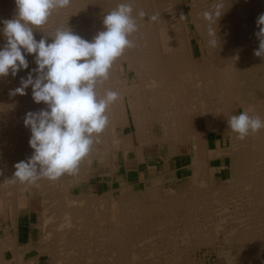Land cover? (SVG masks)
Here are the masks:
<instances>
[{"label": "bare ground", "instance_id": "6f19581e", "mask_svg": "<svg viewBox=\"0 0 264 264\" xmlns=\"http://www.w3.org/2000/svg\"><path fill=\"white\" fill-rule=\"evenodd\" d=\"M87 1H73L78 13L76 15L79 17L78 22L75 20L77 23L73 21L77 26L74 25L73 29L74 33L84 39L91 37L89 40L91 41L99 31L104 30L102 22L104 15L123 0H89V5L94 6V8L90 7L92 10L88 7ZM128 2L134 8L138 24V31L130 37L135 41L136 46L126 49L116 61L117 68L123 72L124 69L131 71L134 80L124 85V80L128 79L126 75L127 78L118 81V86L115 82L116 86L114 84L113 88L110 78L103 85L98 86L101 95L105 90L110 89L117 91L121 97L107 110L109 124L100 134L99 142L94 143L90 154L74 173L64 174L55 181L41 178L35 184H25L14 182L11 178L15 172L14 165L26 160L34 151L27 141L31 131L24 127L20 139L17 140L16 136L15 138L12 136L11 140L9 137L10 144L0 150V172L3 173L0 175V213L7 211L12 226L16 227L20 205L27 204L30 208L42 209L39 211V218L43 221L44 232L49 234L50 241L48 245L44 243L43 246H48L50 264H82V259L100 261L93 262L94 264H102L103 261L107 264L130 263V256H136L138 254L136 251H139L133 248L135 241L129 239L130 230L132 227L142 229L144 226L152 228L158 226L161 228L159 235L168 236L163 242L156 240L147 243L150 245L146 250L144 248V256L147 253L157 255L147 264H180V253L185 249L179 247L182 242L181 236L185 237L183 239L187 242L191 241L195 243L194 245H198L199 241L207 242L218 237L219 234H222L223 239L229 243L230 236L236 238L238 242L237 244L233 240L236 246L221 247L229 254L225 257L227 264H264V208H262L264 205H261L259 211L257 208L250 211L251 218L236 225L239 229L235 226L219 228L220 221L225 219L223 216L225 213L221 211L229 204L234 207V212H239L241 204L264 203V129L241 140L228 128L226 122L234 115L232 110L236 111L239 107L242 111L247 110L250 114H258L264 119V58L253 54L259 46V40L255 35L259 31L256 20L264 13V0H222L224 13L218 19L216 26L219 37L217 48L211 47L208 43L210 39L208 25L202 13L212 10L218 0H128ZM186 6H188L187 12H185ZM141 10L146 13L144 18L138 15ZM1 12L10 19L14 18L15 0H0ZM153 15H157L155 21L150 19ZM77 16L74 19L78 18ZM188 19L191 24L188 23ZM89 20L92 22L90 28L94 30L99 28L90 36L89 23H87ZM66 24L68 23L58 25L67 27ZM59 26L56 25L57 28ZM41 29L34 31L37 40L48 35L47 30ZM189 29H193L198 36L197 54L193 51ZM49 39L51 42L50 37ZM5 43L3 33L0 32V48ZM25 55L26 59L30 57L33 59H30L33 64L29 66V71H24L27 76L36 68V64L34 54ZM19 72L15 77L11 74L0 77L1 80L4 79L1 86L5 84L6 79L13 81L20 79L23 75ZM12 80L9 87L13 89L19 87L16 84L15 88ZM0 100L3 101L1 98ZM4 105V102L1 103L0 108ZM113 122L119 123L120 129L132 123L138 146L133 143L132 132H127L120 138L115 137ZM154 126H158L160 131L158 137L152 132ZM223 130H226L225 134ZM210 132H221L225 136L228 135L231 140L230 143L228 142L229 148L226 152L231 154L230 176L227 177L226 182L222 181L216 186L212 183L211 165L208 164L211 157V150L207 146ZM156 140L159 142L158 150L163 153L164 158H168L171 154L190 155L188 164L190 188L180 191L176 188V192L165 194L160 185L151 184L140 193L137 191V194L117 199L115 201L117 204L113 203L116 204L114 207L106 202L110 200L109 192V194L102 192L95 198H90L88 192L84 193L80 187L74 192L76 181L83 178L84 171L107 168L114 174L118 169V163L116 165L114 162L118 161L120 151H122L120 155L127 163V153L130 150L137 152L143 145ZM121 142L128 143L127 147H121ZM182 144L187 145L186 151L181 150ZM220 151L222 150H216V154H220ZM246 187L249 188L248 191H244L243 188ZM65 188L68 192L62 193V189ZM212 188L215 190L212 191ZM240 188L243 189L242 192ZM233 189L239 191L234 192ZM36 195L40 196L39 200L34 198ZM232 197L236 199L232 200ZM80 201L84 202L81 206ZM46 209L49 211L46 212ZM217 212L219 214H216ZM247 213L249 212L245 214ZM208 218L216 219L214 230L208 231L204 224L199 223L200 220L204 221ZM179 221L182 222L180 225ZM121 223H124V226H121ZM171 228L174 230L166 233ZM1 234L0 264L8 262L5 256L6 250L11 253L10 260L21 263L22 255L30 248L31 241L21 246L18 241L19 235H15L16 233L7 236ZM22 264H35V258Z\"/></svg>", "mask_w": 264, "mask_h": 264}, {"label": "clouds", "instance_id": "9594fccd", "mask_svg": "<svg viewBox=\"0 0 264 264\" xmlns=\"http://www.w3.org/2000/svg\"><path fill=\"white\" fill-rule=\"evenodd\" d=\"M15 4L14 18L0 21V32L6 40L0 48V77H15L28 69L25 54H34L37 67L26 78L21 77L20 87L12 94L25 95L31 86L34 102H43L46 107L25 114L24 125L31 131L29 145L34 151L14 165L11 179L25 184H35L41 178L55 181L77 171L108 126L107 110L121 97L110 89L101 95L98 86L109 79L110 70L125 50L136 46L130 37L138 31L137 19L132 4L123 0L104 15V30L91 41L68 25L37 40L34 31L44 26L54 11L68 7L70 0H15ZM223 9L222 0H218L212 10L202 13L208 25V43L213 48L219 47L216 26ZM138 15L144 18L146 13L141 10ZM150 19L155 21L157 15ZM256 24L259 46L253 54L264 58V13ZM226 122L241 140L264 129V119L247 110L230 116Z\"/></svg>", "mask_w": 264, "mask_h": 264}, {"label": "rangeland", "instance_id": "374dc122", "mask_svg": "<svg viewBox=\"0 0 264 264\" xmlns=\"http://www.w3.org/2000/svg\"><path fill=\"white\" fill-rule=\"evenodd\" d=\"M73 1L75 2V0H70L71 3H70V5L68 7L64 8V9H60V11L59 10L54 11L53 12L54 15L52 14L51 17L49 18L48 22L44 26L41 27L43 30L44 29H45V31L47 30L46 32L48 33V35L49 34L52 35V33L55 32L54 29H58L57 27L59 26L58 25L59 23H61V24L62 23H66V22L68 24L71 23V25L70 24L69 25L66 24V25H68L69 27L72 26L71 29H73L74 25L79 21V17L76 15L78 13H77V11L75 9ZM72 2H73V4H72ZM87 2H88L87 4H88L89 8L90 7L94 8V6H92L91 4H90L91 6L89 5V3H90L89 0ZM72 8L75 9V11ZM92 8H90V9L92 10ZM187 11H188V6L185 7V12H187ZM71 13H73V14H71ZM75 15L78 18L74 19V17H76ZM56 18L59 19V20H57ZM7 19H10L8 17V15L6 16V14L1 12L0 13V21L7 20ZM55 19H56V21H55ZM69 19L71 21H69ZM73 21H75L76 23L73 22ZM52 23H54V24L57 23L56 24L57 27H56V25H53ZM87 23H89V26H88V30H90V31H88V32H90V33H88L89 36L91 34L92 35L95 34V32L99 28L98 29L96 28L95 30L93 28H90V26H91L90 24L92 23L90 20ZM188 23L191 24L189 19H188ZM63 25H61V26H63ZM53 26L55 28H53ZM0 27H2V24H0ZM64 27H66V26H63V27L59 26V28H64ZM75 27H77V26L75 25ZM52 29H53V32H52ZM73 31H74V29H73ZM188 33H190L189 37H190V39L192 41L193 51H194L195 54H197V52H198V42H197L198 36H197V34L195 33V31L193 29H189ZM87 38H88L87 40H90L91 37H87ZM49 41H50V39H49ZM30 59H32V58L30 57L27 60H29V66L31 67L32 64H33L32 63L33 59L31 60L32 62H30ZM117 66H118L117 65V61H115L114 65L112 67L113 70L112 69L110 70V75L112 77L109 76L110 80L109 79L108 80L110 81V83L111 82L113 83V84L111 83V85H112L111 88H113V85L115 84V82L117 84V82L120 81L121 79L127 78L126 75L128 76V79L124 80L125 81V82H123L124 85H125V83H132L133 80H134L133 77H132L133 74H132L131 71H126V69H124V72H123V71H121V69H118ZM27 70L29 71V68L26 69V70H23L22 72H19V73H22V75H23L21 77H27L24 74V73H26L24 71H27ZM30 70H31V68H30ZM21 77H20V79H17V80H21ZM3 80L0 79V82H1L0 86L2 85ZM11 80L6 79L5 80V84H3V86L0 87V98L3 99V101L0 100V104L3 103V102L5 103V105H4L5 107L2 106L0 108V134H2V135H0L1 136L0 137V150L1 149L3 150L4 147L8 146L10 144V142H9L10 139L12 140L13 137L15 138V136H16L17 140L22 137V135H23L22 133H23L24 127H25V125H24V117H25V114L27 112H29V111H38V110H40L42 108H45V106L43 105V102H42V104L41 103L40 104L34 103V100L32 98V92H31L32 88H31V86H29V88L26 89V94L25 95L15 94L13 96L12 92H13L14 89H13V87H9V83H10ZM17 80H15V79H14V81L12 80L15 83L14 86L17 84L20 87V84H19L20 82L18 83ZM7 81H9V82H7ZM122 81H121V83H122ZM116 84L114 86H116ZM5 86H6V88H4ZM16 86H15V88H16ZM117 86H118V84H117ZM11 88H12V90H11ZM3 89H5V90H3ZM3 97H5V98H3ZM6 104H8V106ZM40 105H42V107H40ZM240 112H242V108L241 107L237 108L236 111L232 110V113L234 115H235V113L239 114ZM4 115H7V117L8 116L9 117L8 118L4 117ZM15 118L17 120H15ZM2 119H4V120H2ZM1 120H2V122H1ZM13 120H15V122ZM130 120H131V117H130ZM118 124L119 123H115V122L112 123V129L114 130L115 137H119L120 138V137L123 136V134H127V132L128 133L132 132V134H133V143L138 146L137 140L135 138L134 127H133L132 123H130L129 125H126L125 127L121 128V129H120L121 125L120 124L118 125ZM1 125H3L4 127L1 126ZM154 127H152V132L155 135H157V137H158L160 131L158 129V126H156L155 128ZM2 129H4V130H2ZM3 131H5V132H3ZM225 132H226V130H223V134H225ZM30 133H29V136H28L29 139H30V136H31ZM19 135H21V136H19ZM9 137H10V139H9ZM28 137H27V141L29 142ZM6 138H7V140H6ZM228 142L230 143L231 140H230L229 136L226 135V139H225L226 146H225V148L222 151H220L221 153H226L228 151V148H229V143ZM127 144L128 143H122L121 142L120 146L121 147H127ZM158 144H159V142L156 140L154 142L147 143L146 145H143V146L141 145L142 147H140L139 150H137V152L135 150H130L127 153V156H128L127 163H125L123 156H121L122 155V151H120L121 153L120 152L118 153V157H119L118 161L114 162V164H116V165L118 163V169L115 170L114 174H112V172L110 170H108L107 168H106V170H103V169L102 170L101 169L98 170V169L93 168L90 171L89 170L84 171L83 178L81 180H77L76 181V185H75V187L73 189L74 192H77L79 187H80L84 191V193L88 192V196H90V198H95V197L98 196V194L100 196L102 192H103V194H105L106 192L107 193L109 192L110 194L109 193L108 194L111 195L110 196V200L108 199L106 202L108 203L109 206L111 205L112 207H114L117 204L115 202V201H117V199L123 198L125 196L130 195V194H135V193L137 194L138 192L140 193L142 190L145 189V187L151 186V184L152 185H154V184L160 185L162 192L165 193V194L176 192L175 191L176 188H177L178 191L185 190L186 188H190L191 187V179L189 180V169H185L183 173H181V172L178 173L176 170H173V167L176 166L175 164H178V159H179L178 155H180V154H176V155L175 154H171L168 158H164V156L162 155L163 153L159 152V150H158L159 149V145ZM181 148H182L181 149L182 151H186L187 150V145L182 144ZM4 152L5 151H3V153ZM215 153H216V151H213V150L210 151V155L211 156L213 154H215ZM188 155L189 154H186V156H185V153H183V154L180 155V157L182 156L183 158L186 157V159H188L190 157ZM227 155H228V157H227L228 164H227V168H226L227 176L224 178V182H226L228 180L227 177L230 176L229 174H230V168H231V156H230L231 154H227ZM168 160H170V162L172 161V164L170 166H167L166 162ZM136 162H138V163H136ZM95 165L96 164H94L93 167H95ZM228 171H229V173H228ZM184 173H185V175H184L185 177H183V175H182ZM66 174H69V173H66ZM141 174L146 175V178L139 179L138 175H141ZM125 179H126V181H125ZM145 179H147V180H145ZM179 181H183V182L180 183ZM214 185L216 186L217 184H214ZM121 186H122V188H121ZM213 188H212V191L215 190ZM247 188L248 187L243 188L244 191H246V190L248 191L249 188L248 189ZM238 189L237 190L233 189L232 191H234V192L239 191ZM243 189L240 188L241 192H242ZM61 192L62 193L68 192V190L65 188V189H62ZM95 194H97V195H95ZM93 195H95V196H93ZM34 198L36 200H39L40 196L36 195V196H34ZM233 198L236 199L235 197H232V200H233ZM103 201H104L103 203H105V200H103ZM110 201H113V202L110 203ZM79 203H80V206H81V205H83L84 202L80 201ZM79 203H77V204H79ZM113 203H116V204L113 205ZM257 204L260 205V206H258ZM98 205H100V206L102 205L103 206L104 204H98ZM252 205H254V207ZM261 205H264V203L257 202L255 204H249V202H247V203L241 204L239 212H237V211L234 212L233 211L234 207L229 204L228 207H227L228 209L225 207L223 209V211H221V213L222 212L225 213L224 215L222 214L225 217V219L223 218L224 220L220 221L219 228H223L224 227V229H226L225 227L230 228L231 226H235V228L239 229L236 225H240L242 222L248 221L249 218H251L250 211L254 210V208H257V211H259V209H261L260 207H262ZM36 206L37 205H35V207ZM251 206L253 207V209L251 208ZM249 208H250V210H249ZM262 208H264V207H262ZM246 209H248V210H246ZM41 210H42L41 208L40 209H38V208H30L29 206H27V204L20 205L19 210H18V219H17V226L16 227L12 226L11 218H10V215H9V213L7 211H4V212L0 213V234L2 233L1 235H6L7 236L9 234L11 235V234H15L16 233L15 235H17V236L19 235L18 236V241H19L21 246H25V245L29 244L30 241H31L30 248L27 249L22 255L21 263H15L12 260H10L9 258H11V253H10L9 250H6L5 251V256H6L7 261H8L7 264H22V263H24V261H27V260H29L31 258H35V264H50V259L51 258H50V255L48 254L49 253L48 252V246H45V247L43 246L44 243L45 244L47 243V245H48V242L50 243V241H49V234H46L44 232V228L42 226L43 225L42 224L43 221L39 218V211H41ZM46 210H45L46 212L49 211V209H46ZM246 212H249V213H247V215H246L245 214ZM216 214H219V213L217 212ZM239 216H240L241 219L239 218ZM209 218L205 219L204 221L203 220L199 221V223H202L201 225L204 224L203 226L204 227L206 226V229L208 231L214 230V226H215L214 223H216V219L212 218V220H210L211 218L210 219ZM245 218L246 219L248 218V219L246 220ZM103 223H102V225H103ZM180 223H182V222L179 221L178 224L180 225ZM222 223L224 224V226H222L223 225ZM144 224L146 225L147 223H144ZM121 226H124V223H121ZM149 229H150V231H149ZM160 229L161 228H158V226L157 227H153V228L152 227H148V226L147 227L144 226L142 229L141 228L139 229V228H133L132 227V229L130 230L131 235H130L129 239L130 240L132 239V241L133 240L135 241V242L133 241L134 242L133 248H135V250L139 249V251H140V249H141L142 251H140V252L136 251L138 253L136 256H134V255L132 256L131 255L130 259H129L130 263L123 262L122 264H124V263L125 264H147V263L152 262L153 261L152 259L154 257H157V255H155L154 253H152L154 255H148V253H147V255L144 256L145 252L143 253V250H144V248L146 250L147 246L150 245V244L147 245V243H153L156 240L159 241V242H163V241L167 240V237H168L167 235L166 236L165 235H159V230ZM42 230H43V232H42ZM141 230H143V231H141ZM173 230H174V228H171L170 230L166 231V233H169V232H171ZM139 231H141L142 234ZM152 235H154V236H152ZM221 235L222 234H219L218 237L213 238V239H209L208 240L209 242L208 241L207 242L199 241L198 245L197 244L194 245L195 243H191V241L187 242L186 240H184L185 237L181 236L182 242H180L179 247H181L180 249H184V248L185 249L182 250V253H180V261L181 262L179 261V263L180 264H227V261H226L225 257H228L227 255H229V254H228V252L226 250H222V248L226 247L227 245L228 246L229 245L236 246L235 244L236 243L238 244V242L236 241V238H232V236H230L231 237L230 238V243L231 244H230L229 241L228 242H227V240L225 241L223 239V235L222 236ZM160 239H161V241H160ZM233 240H235L236 243ZM185 242H187L188 245H190V246H188L187 243H185ZM189 243H191V244H189ZM185 244H186V246L189 249L185 246ZM34 246H35V248H34ZM139 253H141V254H139ZM10 261L12 263H10ZM98 261L96 262L94 259H91V260L86 259L84 261V259H82V264H89V263L90 264H94L93 262L98 263ZM103 262H102V264H103ZM104 263L107 264L106 261Z\"/></svg>", "mask_w": 264, "mask_h": 264}, {"label": "crops", "instance_id": "0c3cea01", "mask_svg": "<svg viewBox=\"0 0 264 264\" xmlns=\"http://www.w3.org/2000/svg\"><path fill=\"white\" fill-rule=\"evenodd\" d=\"M225 139H226V136L223 135L221 132H210L208 134L207 146L210 150H213V151L223 150L226 146ZM211 146L213 148H211ZM186 154L188 153H185V156ZM180 155H178L179 157L178 164H175L176 166L173 167V170H176L178 173L179 172L183 173L185 169H189L188 164L190 162V157L186 159V157L183 158L182 156L180 157ZM227 157L228 155L226 153H220V154L215 153L210 157L208 161L209 166L211 165L210 166V169L212 170L211 180L214 184L221 183L222 181H224V178L227 176V172H226V168L228 164ZM166 163H167V166H170L172 164V161L170 162V160H168ZM189 173H190V170H189ZM182 175L183 177H185L184 176L185 173ZM138 176H139V179H143L146 177V175H143V174L138 175ZM179 182L182 183L183 181H179Z\"/></svg>", "mask_w": 264, "mask_h": 264}]
</instances>
